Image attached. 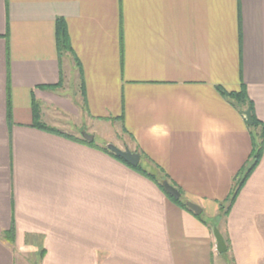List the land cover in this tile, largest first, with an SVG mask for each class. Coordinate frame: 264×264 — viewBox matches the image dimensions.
<instances>
[{
  "label": "crops",
  "instance_id": "obj_1",
  "mask_svg": "<svg viewBox=\"0 0 264 264\" xmlns=\"http://www.w3.org/2000/svg\"><path fill=\"white\" fill-rule=\"evenodd\" d=\"M242 89L264 125V0H0V264H264V151L218 219L257 134L221 93ZM34 104L64 135L34 126ZM109 131L117 145L97 142ZM107 144L162 169L206 224Z\"/></svg>",
  "mask_w": 264,
  "mask_h": 264
},
{
  "label": "trees",
  "instance_id": "obj_2",
  "mask_svg": "<svg viewBox=\"0 0 264 264\" xmlns=\"http://www.w3.org/2000/svg\"><path fill=\"white\" fill-rule=\"evenodd\" d=\"M56 39H57V48H58V55H59V60H60V65L62 62V59L70 54L73 55V50L72 46L70 43V37L68 34V30L66 27V24L64 20L58 19L57 20V25H56ZM77 61V60H76ZM81 90L82 94L84 93V84H81ZM63 87V80L60 81V83L56 86H50L46 87L47 90L51 91H56L58 89H61ZM222 95L225 96L230 102H232L236 108L244 114L245 111L248 109L251 110L252 116L254 119V125L251 127L252 131H255L257 134L253 135V152L248 160V162L245 164V166L241 169L237 177L235 178V186L232 190V193L230 194L229 198L220 205V215L218 217L219 221H223L229 214L230 210L232 209L236 199L238 198L242 188L244 187L246 181L248 178L251 176L253 171L257 168L261 157L263 155L264 151V125L256 118L255 113H254V105L253 102L248 98L246 92L244 89H242L238 93H225L221 91ZM34 118H35V124L34 126L38 129L44 130V131H49L51 133L55 134H60L64 135L60 131H58L55 128L48 127L46 124L41 122V117H40V109L38 105L34 104ZM260 130V133H259ZM67 137H70L67 135ZM72 138V137H70ZM81 141L84 144L90 145V146H95L94 142H89L85 139H76ZM100 150L104 151L105 153L113 156L116 158L118 161L121 163L127 165L134 171L138 172L142 176L148 178L149 180L153 181L167 196V198L177 204L179 207H181L183 210L189 211L194 214V212L187 206V202L182 198L180 200H175L171 195H169L164 187L163 183L165 181H168L170 184H172L174 187L177 188L169 179V177L163 172L162 169H160L157 166H154L153 164L147 163L148 159L144 156L141 155V162L139 166L133 167L129 165L127 162H125L123 159L120 157L116 156L112 152H110L106 147L100 148ZM147 161V162H146ZM178 189V188H177ZM198 219H200L204 224H206L205 221H203V214L198 216ZM13 233V232H11ZM10 233V234H11ZM12 236V235H11ZM11 243H13L12 240H10ZM44 251H42L43 255ZM42 257V256H41ZM42 259V258H41Z\"/></svg>",
  "mask_w": 264,
  "mask_h": 264
},
{
  "label": "water",
  "instance_id": "obj_3",
  "mask_svg": "<svg viewBox=\"0 0 264 264\" xmlns=\"http://www.w3.org/2000/svg\"><path fill=\"white\" fill-rule=\"evenodd\" d=\"M245 118H246V124L249 127H252L254 125V119L252 116V112L250 109H248L247 111L244 112ZM82 137L83 139L92 142L94 141V137L91 135H88L87 133L83 132L82 133ZM106 148L112 152L113 154H115L116 156L120 157L121 159H123L125 162H127L129 165L133 166V167H137L139 166L140 162H141V155L131 151L129 148H125V149H121L117 146H115L114 144H107ZM163 187L165 189V191L171 195L175 200H180L182 198V193L179 189H177L176 187H174L172 184H170L168 181H165L163 183ZM187 206L198 216L202 215V208L194 203L191 202H187ZM214 235L216 238V242H217V251L220 254H224L227 252V245L226 242L223 238V236L221 235V233L219 232L218 229L214 230Z\"/></svg>",
  "mask_w": 264,
  "mask_h": 264
},
{
  "label": "rangeland",
  "instance_id": "obj_4",
  "mask_svg": "<svg viewBox=\"0 0 264 264\" xmlns=\"http://www.w3.org/2000/svg\"><path fill=\"white\" fill-rule=\"evenodd\" d=\"M70 100H72L70 98ZM50 117V116H49ZM52 118H48L46 121L49 123V124H54L53 123V119L51 120ZM47 123V124H48ZM83 123V120H82V117L80 119H74L72 117H70V125H71V129L68 127V126H64L62 129H64V131L68 132V131H76L77 133L81 132V134L83 132L87 133L88 135H91L89 132H91V129H90V126L88 124L84 125L87 129H88V132H86L85 128L81 129L79 128L80 125ZM84 123H86V121H84ZM46 124V123H44ZM46 124V125H47ZM73 126V127H72ZM116 133V132H115ZM115 133L112 132V131H109L107 133V135H103V136H98L97 137V142H100V139L101 137L103 138H109L111 139V141H115V142H118V140H116V137H115ZM101 134V133H100ZM92 136V135H91ZM114 142V143H115ZM116 144V143H115ZM117 145V144H116ZM115 145V146H116ZM118 147V146H117ZM41 254H42V250L38 253H35V254H26V255H32L31 257H29V259L27 260L25 258V254H23V256H20V259H19V264H40L41 263Z\"/></svg>",
  "mask_w": 264,
  "mask_h": 264
}]
</instances>
